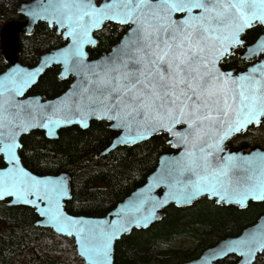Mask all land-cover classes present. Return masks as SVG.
Masks as SVG:
<instances>
[{"label": "snow or ice", "instance_id": "snow-or-ice-1", "mask_svg": "<svg viewBox=\"0 0 264 264\" xmlns=\"http://www.w3.org/2000/svg\"><path fill=\"white\" fill-rule=\"evenodd\" d=\"M30 14H45L67 28L71 44L60 56L65 63L75 58L87 86H78L71 102L50 105L49 114L41 105L18 99L42 68H13L0 79V199L45 203L41 213L61 230L69 227L81 236V250L91 264H110L113 239L132 226L149 225L155 212L145 215L141 209L160 184L167 185L168 196L185 202L201 193L231 202L238 192L240 204L248 197L264 199V155H221L230 137L264 124V59L235 76L219 67L232 50L244 46L246 30L264 25V0H48ZM106 21L128 25L125 37L111 54L85 65L83 45L96 42L90 33ZM262 53L264 39L248 46L245 55L252 59ZM69 112L80 115L85 127L88 117L114 121L111 127L121 130L117 139L122 143L166 133L169 143L182 149L171 167L140 198L129 201L107 229L90 228L88 222L65 215V179L33 175L18 155L22 133L37 126L51 133L70 122ZM233 244L228 250H240L250 264L264 250V227L259 238L253 234Z\"/></svg>", "mask_w": 264, "mask_h": 264}, {"label": "trees", "instance_id": "trees-1", "mask_svg": "<svg viewBox=\"0 0 264 264\" xmlns=\"http://www.w3.org/2000/svg\"><path fill=\"white\" fill-rule=\"evenodd\" d=\"M28 0H0V33L11 19H23L18 11L21 2ZM99 2V0H97ZM128 26L108 22L95 32L99 39L90 47L91 57L111 49ZM263 26L248 30L246 43L255 41ZM19 60L35 65L42 53L65 43L55 27L40 21L31 34H19ZM237 55L224 60L225 68L243 67ZM9 66L5 59L0 36V73ZM60 67L47 69L30 93L54 97L66 90L72 78H61ZM256 128V127H255ZM116 131L104 120H94L86 129L78 125L59 131L55 139L41 130H33L21 139L19 150L23 164L37 174H56L68 171L71 175L72 197L66 209L72 214L103 216L133 189L141 185L157 166L161 153L171 149L167 134L154 135L135 145L119 146L101 156ZM247 134H239L229 141L231 148L248 142ZM166 216L146 229H134L124 235L115 246L118 264H181L199 256L220 239L239 234L242 229L264 213V201L250 202L245 209L234 205H216L214 200L201 197L187 207L170 205ZM34 209L24 205L9 206L0 200V264H86L76 251L74 239L59 235L51 228L39 227ZM230 255L219 264H237ZM253 264H264V252Z\"/></svg>", "mask_w": 264, "mask_h": 264}, {"label": "water", "instance_id": "water-1", "mask_svg": "<svg viewBox=\"0 0 264 264\" xmlns=\"http://www.w3.org/2000/svg\"><path fill=\"white\" fill-rule=\"evenodd\" d=\"M48 0H28V1H23L19 4L18 6V11L24 16L23 19H11L7 21L3 27L1 28V46H2V52L5 57V59L8 61L9 66L0 73V79H3L4 75L9 73L13 68H20L23 69L25 72H34L37 68H42L43 70L38 73V75L35 78V83H33L30 87L24 90L23 95L18 97V99L25 101V102H32L34 104H38L43 106L41 109L42 112L49 113L50 114V105H59L61 100H67L68 102H71V100L75 99L74 97V92L77 90L78 86H87L86 85V80L84 77V74L78 67L75 58L73 60L69 61L68 63H65L64 59L62 56H60V52L67 48L71 44V38L66 35L67 33V28L66 27H61L60 25L54 23L50 17H48L45 14H40L38 17L32 16L30 13L37 10L40 5L46 4ZM98 2V1H97ZM46 22L50 27H55L57 33L62 34L65 43L52 48L44 53L41 54L39 61L35 65H27L23 64L19 60V51H20V43H19V34L23 30L26 32V34H31L35 30V26L40 22ZM111 22V21H106L104 24ZM103 24V26H104ZM125 25V24H121ZM102 26V27H103ZM128 26V25H125ZM255 26H263L261 24H255ZM102 27L98 29L92 30L90 33V38L91 40L96 41L95 43L88 42L83 45V52L86 54L83 57L85 65L92 66L96 61H99L102 57H105L108 54H111L113 49L116 48V46L121 42V40L125 37L126 32L123 34V36L120 38V40L111 47V49L104 51L102 54L96 56V57H91L89 48L90 47H95L98 44L99 39L96 37L95 32L100 30ZM129 27V26H128ZM252 27V28H253ZM250 28V29H252ZM248 29V30H250ZM128 30V29H127ZM246 30L245 33L248 31ZM243 34V36L245 35ZM242 36V39L244 40ZM264 39V31L258 36V38L252 42L246 45V47L239 53V55L246 59L247 61H251L252 59H249L245 53L248 51V46L250 45H255L257 44V41ZM245 43V40H244ZM243 47V46H242ZM240 47V48H242ZM238 49V48H237ZM235 50L233 51V54L235 53ZM232 54V55H233ZM263 54V53H262ZM231 55L225 56L219 63V67L221 68L222 71L225 72H231L233 76L237 75L240 72L247 71L250 69L253 64H256L259 62V60L251 65H249L246 69L244 70H236L235 68H230V69H225L222 66V63L225 58L229 57ZM261 56V54H260ZM259 57V56H258ZM264 59V56L261 58ZM57 65L60 67V74L59 76L61 78H72V82L70 83L69 87L64 90L62 93H60L57 96L54 97H46L43 94H37V93H30V90L34 85H36L41 78V76L45 73L47 69L50 67ZM67 119L70 121L67 124H61L56 126L55 128L52 129L51 133L49 132V129L46 127L42 126H37L31 128L30 131L24 132L20 135L19 142L22 144L21 139L24 135L29 134L33 130H41L45 133L46 137L55 139L59 136V131L63 128L73 126V125H78L83 129H86L90 126V123L94 120H104L109 123V127L116 131V135L113 137L111 143L105 147L103 150H101L97 156L105 155L109 153L110 151L116 149L119 146H124V145H135L137 143L146 141L153 137L154 135H158L161 133H156L148 136L147 139H140L136 141L135 143H122L120 140L117 139L118 135H121V130L114 129L111 127V124L114 123V121H109L106 118H96V117H88L85 120V123L87 126H83L79 121L81 120L80 115L73 114L72 112L67 113ZM41 123H46L45 121H41ZM244 133V132H241ZM239 133V134H241ZM134 134V133H133ZM166 134V133H164ZM236 134V135H239ZM236 135L230 137L224 145V152L221 153V155H230V154H235L238 158H252L253 156H259V155H264V147L261 145H255L253 146L250 151H247V145L243 144L238 148H231L229 145V141L235 137ZM168 136V135H167ZM168 143L169 140L171 139L170 136H168ZM170 144L171 149L163 152L160 154L159 159H158V164L156 168L149 173L147 176L146 180L139 186H137L135 189H133L124 199L119 201L110 211H108L105 215L103 216H90V215H83V214H72L66 209V202L71 199L72 193H71V175L68 171H61L56 174H37L30 169H28L22 162V166L25 167L26 170L30 171L33 175H37L40 178H51V179H58L60 177H63L65 181L68 184V195L62 198L61 200V205H62V210L65 213V215L72 217L73 219L76 220H81V221H86L88 222V227L90 228H95L97 226H102L105 229L111 224L113 220H116L117 214L122 213V211L125 209L126 205L129 203V201L136 200L141 197L143 193L147 192L148 186L153 183V179L157 176L163 175L165 171L171 167V161H173L176 157L179 156L180 152L182 149L178 146H175L174 144ZM3 153H0V156H2ZM18 155L20 156L19 150H18ZM21 158V156H20ZM241 166L242 167H247L246 164H244L243 160L241 159ZM169 188L167 187L166 184H160L159 186H155L152 188V191L148 193V195L151 197L145 204V206L141 209V212L145 215H147L149 212L154 211L155 212V217L154 219L149 223L147 227H135L132 226L129 228L127 232H124L122 234H118V236L113 239L111 243V252H110V264H118L115 261V246L118 240H120L124 235L130 234L134 229H146L149 228L152 224L155 222H158L162 220L167 212L166 208L170 205H175L176 207H187L192 205L195 201L200 199L201 197H207L210 200H214L216 205L223 206V205H234L237 206L240 209H245L248 204L252 202H261L264 201V199H256L253 197H248L243 204L237 203L236 201L240 199L239 193H233L230 197L231 202L228 201H218L217 197L201 193L199 195H196L193 197V199L190 202H185L182 198L180 199H173L170 196H168L169 193ZM182 196V194H178ZM167 198L166 203H160L161 201L165 200ZM30 199H35L34 197H30ZM0 200H5L7 201V204L9 206H17V205H24L31 207L34 209L35 213L38 216V219L36 221V225L39 227H45V228H51L53 231L59 235L67 236L70 238L74 239L76 251L80 257L85 261L86 264H91V260L89 259V256L86 255L82 250H81V236L78 235L74 229H71L69 227H65L63 230H61L60 227L57 226L56 223L50 221L47 216L43 215L39 209H42L45 207V203L37 201V206L30 205V204H24L22 202H18L14 197H5ZM155 205V207H153ZM264 227V214L260 215L257 220L244 227L242 231L239 234L236 235H230L226 236L222 239H220L218 242L215 244L205 248L202 253L192 259H189L187 261H184L181 264H219L218 262L225 259L226 257L230 255H235L238 258L237 264H248V261H246L245 257L241 254L240 250H237L235 252L229 251L228 248L229 246L235 247L233 242L235 241H240V240H245L252 236L253 234H256L257 237L259 238L260 230L261 228ZM222 250H225V252H222ZM264 250H259L255 253L254 259L251 260L250 264H253L258 255L263 253Z\"/></svg>", "mask_w": 264, "mask_h": 264}, {"label": "flooded vegetation", "instance_id": "flooded-vegetation-1", "mask_svg": "<svg viewBox=\"0 0 264 264\" xmlns=\"http://www.w3.org/2000/svg\"><path fill=\"white\" fill-rule=\"evenodd\" d=\"M243 38H244V36H243ZM245 40V39H244ZM252 42H254V41H252ZM252 42H250V43H252ZM247 44H249V43H244V46L242 47V48H238V49H236L235 50V53L233 54V55H231V56H234V55H237V57H239V58H241V59H243V63H244V66L243 67H231V68H235L236 70H244V69H246L249 65H251V64H253V63H255V62H257L259 59H261L263 56H264V53L263 54H261V56H259V57H255L253 60H251V61H247L246 59H244V58H242L240 55H239V53L241 52V51H243V49L246 47V45ZM230 57V56H229ZM228 58V57H227ZM227 58H225V59H227ZM224 59V60H225ZM223 63H224V61H223ZM223 63H222V66H223ZM223 68H225L224 66H223ZM225 69H230V68H225ZM262 127H264V124H262L260 127H254V126H250L249 127V129L246 131V132H244L243 134H247L246 136H248V142H246V143H244V144H246L247 145V151H250V149L253 147V146H255V145H261L260 144V142H259V138H260V135H259V131L261 130V128ZM262 146V145H261ZM264 214V213H263Z\"/></svg>", "mask_w": 264, "mask_h": 264}, {"label": "rangeland", "instance_id": "rangeland-1", "mask_svg": "<svg viewBox=\"0 0 264 264\" xmlns=\"http://www.w3.org/2000/svg\"><path fill=\"white\" fill-rule=\"evenodd\" d=\"M259 142L262 145V147H264V127L261 128V130L259 131Z\"/></svg>", "mask_w": 264, "mask_h": 264}]
</instances>
